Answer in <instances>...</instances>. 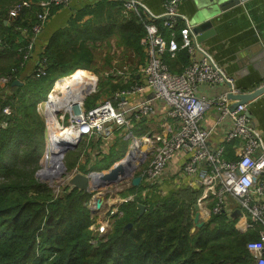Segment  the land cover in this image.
<instances>
[{
  "label": "trees",
  "instance_id": "1",
  "mask_svg": "<svg viewBox=\"0 0 264 264\" xmlns=\"http://www.w3.org/2000/svg\"><path fill=\"white\" fill-rule=\"evenodd\" d=\"M22 1L28 4H21L11 15L10 7ZM39 1L0 0V75L22 82L13 85L11 80L0 86V120L7 121L0 128V264H253L246 244L257 239L258 226L240 231L237 217L224 209L192 229V207L200 188L187 179L163 191L160 184L149 183L138 172L139 184L120 192L133 197L120 203L118 213L111 214L108 230L92 242L91 192L69 190L67 185L55 191L36 176L46 138L45 120L36 106L46 99L54 81L80 68L97 72L104 68L95 65L96 41L100 44L114 35L116 46L128 53L129 78L123 81L126 72L102 75L93 97L86 96L83 104L86 108L95 105L100 92L106 95L102 100L114 101L115 91L140 82L139 68L147 58L140 43L145 24L152 21L166 38L170 36L163 18L149 16L140 7L125 10L122 0H97L70 9L65 7L68 4L52 5L42 30L33 36L29 29L42 9ZM60 8L69 16L57 24L52 17ZM182 26L177 19L172 29L178 43ZM31 40V51L24 58L25 50L19 49ZM163 59L175 73L189 63L183 48L174 57L165 52ZM39 65L45 73L37 71ZM5 107L9 108L6 113ZM131 121L128 129L115 125L108 139L82 135L80 148L90 149L78 169L103 170L121 159L128 145L125 132L130 130L135 136L145 132L146 126H138L141 118ZM109 139L112 143L106 151L102 145ZM77 160L69 161L67 170ZM139 203L144 205L141 214Z\"/></svg>",
  "mask_w": 264,
  "mask_h": 264
},
{
  "label": "built area",
  "instance_id": "2",
  "mask_svg": "<svg viewBox=\"0 0 264 264\" xmlns=\"http://www.w3.org/2000/svg\"><path fill=\"white\" fill-rule=\"evenodd\" d=\"M70 1H39L42 9L36 13V19L29 29L33 36H37L42 30L50 14V6L67 5ZM122 1L125 10H135L141 6L138 0ZM178 1L180 0H165L164 11L159 16L163 18V26L170 30L168 39L163 37L154 22L145 24V34L140 43L146 51L147 58L139 68L140 82L115 91L114 101L105 98L90 108L84 106L82 99L81 103L73 108L72 105L75 103H72L68 110L65 109L67 117L63 122L66 125L64 126L62 122L61 127L74 130V140L80 139L84 134L100 135L108 139L115 125L127 127L132 118L139 119L155 113L156 106L151 103L150 96L160 100L165 106V115L175 123V129L170 135L149 132L138 137L130 130L124 135L132 141L136 140L138 147L142 141L147 143L148 159L141 170V175L145 176L149 183L156 181L162 177L167 163L177 153L182 152L185 156L181 170L193 185L200 188L194 204L197 205V209H194V205L192 207V218L197 212L199 221L205 222L213 213L224 209L232 213L238 209L236 223L239 217L247 220L243 226H238L239 228L235 223L239 230L258 226L257 239L247 242L246 247L252 254L253 264H264V141L261 133L251 124L247 103L232 106L234 100L227 97L226 92L217 96H207L198 92V86L203 83L216 85L227 82L232 85L233 91H236L237 87L234 86L233 77L219 67L195 42L193 24L176 11ZM21 4L28 3L26 1L16 3L10 7L9 13L15 15ZM150 16L154 17L152 14ZM177 19L183 22L179 30L180 43L177 42L172 30ZM31 48L32 40L19 51L25 50L23 57L27 58ZM181 48L187 51L189 63L181 72L175 73L169 69L163 54L167 52L169 56L174 57ZM197 48L204 53L199 58L195 56ZM37 71L43 74L45 67L42 65ZM11 80H14L11 75H0V86ZM92 90L93 85L91 88L87 87L83 97ZM134 95L142 97L131 100ZM48 100L49 96L45 103ZM211 107L217 110L220 118L226 117L231 123L223 134L222 142L214 147L209 145L212 127L200 124L204 113ZM8 110V107L3 109L5 113ZM62 116L64 117V114ZM6 124V120H0V128ZM235 143L238 144L236 156L227 158L226 146L231 144L234 147ZM115 212L116 209L112 208L109 215ZM109 215L98 226L97 231L100 234L105 232L108 226Z\"/></svg>",
  "mask_w": 264,
  "mask_h": 264
},
{
  "label": "crops",
  "instance_id": "3",
  "mask_svg": "<svg viewBox=\"0 0 264 264\" xmlns=\"http://www.w3.org/2000/svg\"><path fill=\"white\" fill-rule=\"evenodd\" d=\"M95 1L97 0H71L65 7L70 9L74 5L80 7L81 5ZM138 1L149 16L152 14L154 17H159L164 11L163 3L165 0ZM61 11L62 8L57 11L56 16ZM176 11L186 17L191 24L199 18L213 21L215 32L201 40L198 46L208 53L213 61L228 75L233 77L235 87L242 91H248L253 89L258 81H261L259 73H264V61H262V58L257 57L258 50L261 47L257 46L256 42L259 40L264 42V0H239L235 5L223 9L219 7V4L211 3L210 0H180L176 4ZM163 37L168 39L164 35ZM195 56L199 58L202 54L198 50H195ZM129 66H131L130 63L126 65V69L122 73L117 75H121L123 72L131 69ZM128 78L129 74L127 72L122 75L123 81H127ZM221 88V84L210 85L203 83L198 86V92L207 96H216L221 92ZM145 96L147 97L148 93ZM141 97L142 95H134L131 97V100H135L136 98L140 99ZM150 98L151 103L156 106L155 113L145 117L142 116L141 122H139L141 124H138L140 127L146 126V130L142 135L148 132L170 135L175 129L174 121L168 118V115H165V106L160 100L152 98L151 96ZM247 109L251 118V124L261 133L264 141V96H259L249 101L247 103ZM200 124L204 127H212L209 145L214 147L222 142L223 134L231 123L226 117L220 118L217 110L211 107L204 113ZM111 140L109 139L106 141L107 144H103L106 145L105 147L102 145L104 149L112 143ZM237 148V143L234 144V147L231 144L227 145L226 154H230L234 158L238 151ZM126 151L128 152V149ZM184 156L182 152L177 153L167 163L162 177L156 179V182L158 184L162 182L176 185L181 182V179H187L181 170ZM84 161L82 158L79 162ZM78 163L76 164V168H73V171L75 169L77 170ZM164 186L165 184L160 186L163 191L166 190ZM115 207L113 209L117 210V205ZM101 209L103 216L105 213L104 209H106L104 207V200L99 210ZM246 221L245 218L239 217L236 223L237 227L243 226ZM240 231L244 230L242 229Z\"/></svg>",
  "mask_w": 264,
  "mask_h": 264
},
{
  "label": "rangeland",
  "instance_id": "4",
  "mask_svg": "<svg viewBox=\"0 0 264 264\" xmlns=\"http://www.w3.org/2000/svg\"><path fill=\"white\" fill-rule=\"evenodd\" d=\"M139 7L143 9V7H141V6H139ZM68 16L69 15H68V12L67 11H62L57 16H56V14L53 15V18H56V23L57 24H62L63 22L66 21V19L68 18ZM115 40H116V37L113 35L112 37H108L107 40L101 41L100 44H99V41H96L97 49L95 50V57H96L95 65L96 66L100 65V66H103L104 68H102L98 72L95 71V70H93V69H85V68H82V69H85L89 73L88 75L90 76V78L92 77L89 80H92L93 81V84L92 85L94 86V90H92L89 94H87L86 95L87 97H88V95L91 96V95L94 94L95 89H96V85L99 84V80H101V77H103L104 75H110V74H112V75L120 74V73H122V71H124L126 69V65H128V62H126L127 61L126 57H127L128 53H124L122 51V46H116ZM108 58H109V61H107ZM130 58L134 59L132 56H130ZM106 63H111V64L108 67L106 65ZM55 81H54V84H55ZM54 84H53V87H54ZM51 89H50V91H51ZM55 94L58 97H63L64 94H65V92L58 91ZM100 94H101V96L103 95V97L106 96L105 93H101L100 92ZM48 96H49V93L47 94L46 99L40 101L37 104L36 107H37L38 112L43 116V118L45 120V125H47L46 127H48L47 130L48 131H51L53 129V132H55V131L59 130L57 128H59L61 126V124L64 121V119L67 117V111H65V109L63 107H59L57 109V111H56V114H55V116H56V119L55 120L56 121L47 122V117L45 115V106H44V103L48 99ZM86 96L81 97L82 102H84V99H86ZM101 96H100V98H97L96 99L97 101L95 100L96 103H98L99 101L102 100V97ZM92 97L93 96H91V98ZM78 103H81V101H79ZM76 105H77V103H75V105H73V106H76ZM62 114H64V117L62 116ZM62 117H63V119H62ZM58 118H59V120H58ZM63 123H64V126H65L66 123L65 122H63ZM47 130H46V138H45L44 151L42 152V155H41V157L39 159L40 167L37 169V171H39L40 169H43L44 168V165H45V163H44L45 158H44L43 155H44L45 151L47 150V146H49L47 144V142H48ZM124 138L128 140V145H127L128 148L127 149L129 151L130 148H131V143L133 141H132V139L126 138L125 136H124ZM79 144L80 143L78 141V143L76 144V146L72 147L74 149V151H72L70 153H67L69 151V149H72V148H67L65 150V152L63 153V156L61 158V161H62L63 165L66 168L65 171H64L65 173H62L61 176H56V172H54L53 177L50 178V179L49 178H41V177H38V178L41 179L42 181H47L49 185H52V187L54 188L55 191L56 190L57 191H61L63 189L62 187L63 186H66L65 181H64V178L66 176V172H67V174H69L71 172L81 171L80 169H78L79 167L77 168V170L75 169L74 171H73V169L72 170L70 169V171L67 170V164L69 163V161H74V160L77 159V157H78V160L79 161L82 158H83V160H85V154L90 149L89 146L88 147L85 146L84 149H83V147L80 148ZM103 146L105 147L106 145H103ZM105 150L107 151V149H105ZM147 151H148L147 143L144 142V141H142L139 144L138 150L136 149V152H139V154L137 153L136 157L133 158V161L131 159L132 163L136 165L135 171L133 173L134 175L137 174L138 172H141V170L143 169L144 165L146 164V160L148 159V153H147ZM126 153H127V151H126ZM130 153H133V152H130ZM133 154H131V155H133ZM78 160H77L76 164L79 162ZM74 168H76V165H75ZM105 170H107V169L98 170V171H105ZM92 171L95 172L97 170H92ZM185 177H187V175H185ZM182 182H186V179L185 178H184V180L181 179V183ZM161 183H160V186L163 185V184H165L164 188L166 190H169L170 188H175V187H173V184L172 183H162V184ZM129 186H130V183H125L123 186L120 185V187H122L121 189H119L120 187H117V189H113L112 191L109 190L106 195L104 194L105 195L103 197L104 198V207H106V209H104V212L105 213L108 210H110L113 207H115L116 205H117V208H119V205H120L121 202L126 201L127 199H131L133 197V195H131V194H128L127 196H124V197L120 195V192L121 191H124V189L127 188V187H129ZM110 188H111L110 186H103L100 189V191L103 192L106 189H110ZM96 193H97L96 190H92L91 191V197L88 200V205L89 206H90V203L89 202H90V200H92V194L96 195ZM123 199H125V200H123ZM105 213L102 216V209L101 210H97L94 213L93 212L92 213L90 212V215L94 218V221L89 226V228L92 229L93 234L95 236L94 238H92V240H91L92 242H94L101 235L97 230H98V226L102 222V220L104 221V219L107 218V216L109 215V211L106 214ZM115 213H118V209L116 210ZM115 213H113V214H115ZM111 220H112V217H111V214H110L109 217H108V226H106V230H108V228L110 227V221Z\"/></svg>",
  "mask_w": 264,
  "mask_h": 264
},
{
  "label": "water",
  "instance_id": "5",
  "mask_svg": "<svg viewBox=\"0 0 264 264\" xmlns=\"http://www.w3.org/2000/svg\"><path fill=\"white\" fill-rule=\"evenodd\" d=\"M239 0H210L211 3H217L219 4V7L221 9L228 8L233 5H235ZM192 31L195 34V42L200 43L201 40L204 38L210 36L212 33L215 32V28L213 27V21L209 19H196V21L192 25ZM257 46H260L261 48L258 50L257 57L262 58V61H264V42H261L260 40L256 42ZM197 50L204 54L203 51L200 48H197ZM259 77L261 81H258L257 85L248 91H242L240 89H236V91H233L231 88L232 85L230 83L224 82L221 83L222 90L220 93L226 92V96L233 99V105L236 106L239 103H248L249 101H252L256 99L259 96H264V73H259ZM13 85L22 84L21 81L18 79H14L12 81ZM217 85V84H216ZM219 93V94H220ZM217 94V95H219ZM216 95V96H217ZM248 112V109H247ZM48 134V131H47ZM79 139L77 138L74 141H59L58 143V150L55 152H58L55 156V159L53 160V164L50 165V167H53L55 165V169H46L44 171L36 172L37 177L41 178H52L54 175V172H56V176H61L62 173H65V166L63 165L61 158L63 156V153L67 148H72L76 146ZM48 144V142H47ZM48 148V146H47ZM50 151L54 152L53 149H50ZM128 151L122 159H119L118 161L114 162L107 170L105 171H89V172H81V171H75L67 174L64 178L65 184L67 185L68 189L77 188L79 190L88 191L91 192L92 190H96V195L92 194V200L90 201V206L88 205L89 211L92 213L96 212L101 208L103 205L104 196L108 193L109 190L117 189L120 185H123L125 183H130L132 185L139 184L141 180V175H134V171L136 168V165L132 163L131 159L133 158V153H130ZM58 164V165H57ZM58 168V169H57ZM103 186H110V189H106L105 191L101 192L100 189ZM105 194V195H104ZM139 214H141L144 210V205L139 203ZM194 209H197V205H194ZM239 210L235 209L232 212L233 216H238ZM204 221H199L198 219V213L195 212L193 216V223L194 226L192 229H194L196 226H200L203 224ZM128 224L127 226H129Z\"/></svg>",
  "mask_w": 264,
  "mask_h": 264
},
{
  "label": "bare ground",
  "instance_id": "6",
  "mask_svg": "<svg viewBox=\"0 0 264 264\" xmlns=\"http://www.w3.org/2000/svg\"><path fill=\"white\" fill-rule=\"evenodd\" d=\"M89 73L86 72L85 69H79L74 72H72L69 75L63 76L55 81L54 87L51 89L49 93V100L47 103H45V113L47 117V122L56 121V111L59 107H63L64 109H69L70 105L72 103H78L81 101V97L86 93L87 87L92 86V80ZM85 88V89H84ZM65 92L63 97L56 96V92ZM73 108V105H72ZM59 127V126H58ZM59 130L53 132L48 131L49 135V146L47 150L45 151L44 155V168L41 171H44L46 169H55V165L53 167H50V165L53 164V160L55 159V156L58 152H55L58 150V143L59 141H74L75 139V131L70 128H64L59 127L57 128ZM137 141H133L131 143V152H133V158L136 157L137 153L136 149L138 150ZM50 149H53L54 152L50 151ZM129 150V151H130ZM132 158V161H133ZM58 165V164H57ZM58 169V168H57Z\"/></svg>",
  "mask_w": 264,
  "mask_h": 264
}]
</instances>
